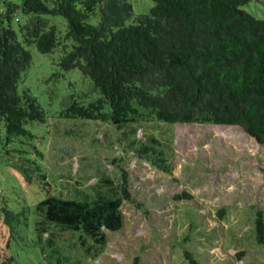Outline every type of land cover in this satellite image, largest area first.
Listing matches in <instances>:
<instances>
[{
  "label": "rangeland",
  "instance_id": "rangeland-1",
  "mask_svg": "<svg viewBox=\"0 0 264 264\" xmlns=\"http://www.w3.org/2000/svg\"><path fill=\"white\" fill-rule=\"evenodd\" d=\"M23 1L0 0V11ZM128 1L135 16L154 5ZM243 9L264 20V0ZM12 17L18 30L25 22L22 11ZM45 18L58 35L65 34L62 18ZM27 49L33 60L19 92H31L46 121L27 124L33 138L10 143L0 124V264H190L186 251L198 264H264V245L257 244L254 230L256 210L264 214V145L236 126L153 120L117 129L68 120L62 112L74 100L97 99V88L78 69H61V50ZM29 160L45 165L52 195L61 198L89 197L125 184L131 197L121 208L123 228L104 230L102 246L54 225L38 228L35 206L46 195L36 173L24 171L35 167ZM182 194L190 198L178 199ZM5 201L17 212L28 208L29 227L6 223Z\"/></svg>",
  "mask_w": 264,
  "mask_h": 264
},
{
  "label": "trees",
  "instance_id": "trees-1",
  "mask_svg": "<svg viewBox=\"0 0 264 264\" xmlns=\"http://www.w3.org/2000/svg\"><path fill=\"white\" fill-rule=\"evenodd\" d=\"M152 1L150 12L137 16L128 0H24L2 8L0 124L6 141L33 138L27 124L46 121L31 92H19L33 60L27 47L34 46L41 54L61 50V69H78L100 94L88 104L74 100L61 114L68 120L117 129L153 120L236 126L264 145V20L243 9L254 0ZM16 9L25 19L18 30L12 26ZM45 17L62 18L65 34L58 35ZM29 163L35 167L24 171L36 173L46 195L35 206L38 228L54 225L100 246L107 242L104 230L123 228L121 208L131 197L125 184L89 197L61 198L52 195L45 165ZM183 197L190 198L177 196ZM1 210L12 228V223L29 227L27 207L17 212L5 201ZM254 230L257 244L264 245L260 210ZM185 257L198 264L191 253Z\"/></svg>",
  "mask_w": 264,
  "mask_h": 264
}]
</instances>
